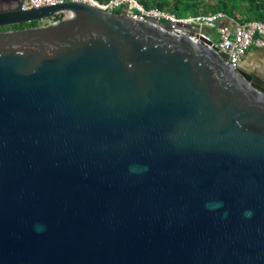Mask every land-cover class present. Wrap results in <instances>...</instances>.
<instances>
[{
	"label": "water",
	"instance_id": "water-1",
	"mask_svg": "<svg viewBox=\"0 0 264 264\" xmlns=\"http://www.w3.org/2000/svg\"><path fill=\"white\" fill-rule=\"evenodd\" d=\"M0 0V264H264V82L83 3Z\"/></svg>",
	"mask_w": 264,
	"mask_h": 264
},
{
	"label": "built area",
	"instance_id": "built-area-1",
	"mask_svg": "<svg viewBox=\"0 0 264 264\" xmlns=\"http://www.w3.org/2000/svg\"><path fill=\"white\" fill-rule=\"evenodd\" d=\"M62 2L88 4L106 13H115L146 23L170 35H183L192 44H201L213 52L225 66L235 72L239 70L240 63L249 50L264 48L262 22H238L222 13L177 17L164 10L144 8L136 0H21L19 10L37 9ZM65 16L64 13H58L48 20L52 23ZM222 21L231 23L232 27L218 25ZM204 30L213 34L206 35Z\"/></svg>",
	"mask_w": 264,
	"mask_h": 264
},
{
	"label": "trees",
	"instance_id": "trees-1",
	"mask_svg": "<svg viewBox=\"0 0 264 264\" xmlns=\"http://www.w3.org/2000/svg\"><path fill=\"white\" fill-rule=\"evenodd\" d=\"M95 1H103V0H95ZM142 7L144 8H153L158 10L167 11L165 8L167 6V2L165 0H160L157 2L156 0H136ZM246 3V17L243 19L240 18L236 20L235 14L238 13V7L236 5L235 0H215L213 5L211 6V12L209 13H222L225 16L234 19L238 22H246V21H259L264 24V0H243ZM202 3V0H175L173 2V6L167 12L174 14V12L181 11L182 14H188L186 16H196L195 14H191L192 9L198 7ZM208 13H203L199 15H205ZM198 15V14H197ZM176 16V15H175ZM185 17V16H183ZM34 23H29L26 25L12 26L9 29H21L24 27H32Z\"/></svg>",
	"mask_w": 264,
	"mask_h": 264
},
{
	"label": "rangeland",
	"instance_id": "rangeland-1",
	"mask_svg": "<svg viewBox=\"0 0 264 264\" xmlns=\"http://www.w3.org/2000/svg\"><path fill=\"white\" fill-rule=\"evenodd\" d=\"M156 1L159 2L160 0H156ZM165 1L167 2V6H166L165 9L168 11V10H170L172 8L173 2L175 0H165ZM214 1L215 0H202V3L198 7L192 9L191 14H195V15L198 14L199 15V14L211 12V6L213 5ZM235 2H236V5L238 7V11H239L238 13L235 14V18H236V20H239L240 18L243 19L247 15V13H246V3L243 2V0H235ZM174 15H176L177 17H183V16H186L188 14L184 15V14H182L181 11H177V12H174ZM47 23H51V21L50 20H47V21L44 20V21L35 22L34 26H32V27L41 26V25H44V24H47ZM24 25L27 26V24H24ZM9 28L10 27L3 28V29H0V30H10ZM24 28H27V27H24ZM204 33L206 35H212L213 34V32H211V31L210 32H206V30H204Z\"/></svg>",
	"mask_w": 264,
	"mask_h": 264
},
{
	"label": "crops",
	"instance_id": "crops-1",
	"mask_svg": "<svg viewBox=\"0 0 264 264\" xmlns=\"http://www.w3.org/2000/svg\"><path fill=\"white\" fill-rule=\"evenodd\" d=\"M218 25L232 27L229 22H219ZM241 68L244 72L256 75L264 82V48L251 49L242 59Z\"/></svg>",
	"mask_w": 264,
	"mask_h": 264
},
{
	"label": "flooded vegetation",
	"instance_id": "flooded-vegetation-1",
	"mask_svg": "<svg viewBox=\"0 0 264 264\" xmlns=\"http://www.w3.org/2000/svg\"><path fill=\"white\" fill-rule=\"evenodd\" d=\"M239 70L243 71L242 68H241V65L239 66Z\"/></svg>",
	"mask_w": 264,
	"mask_h": 264
}]
</instances>
